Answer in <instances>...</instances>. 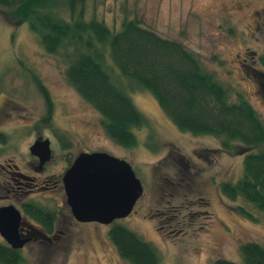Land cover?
Returning <instances> with one entry per match:
<instances>
[{"label":"rangeland","instance_id":"1","mask_svg":"<svg viewBox=\"0 0 264 264\" xmlns=\"http://www.w3.org/2000/svg\"><path fill=\"white\" fill-rule=\"evenodd\" d=\"M51 1L57 5L68 0ZM238 1L242 0H86L83 17L101 21L113 31L119 30L124 20L136 19L161 37L182 44L202 69L227 89L230 101L244 94L264 121V106L249 94L241 73L232 66L236 64L234 54L243 47H255L249 41V31L245 32L248 19L244 13L248 6L259 9L264 1L250 0L249 4L246 0L241 11L235 10ZM56 11L68 18L64 10ZM12 12L0 9V106L4 102L0 116L8 114V119L0 122L6 135V141L0 142V163L7 161L33 174L30 153L41 150L35 147L32 152L38 140L31 141L35 136L49 135L56 138L59 147L42 175H59L80 151H103L130 163L144 187L132 213L110 224L75 221L63 189L53 197L40 194L39 205L59 214L60 236L53 242H31L18 249L23 259L20 264H119L108 237L113 223L151 242L160 264H212L216 258L241 262L243 242L264 244V213L242 197L231 200L219 190L220 183L234 182L242 175L246 147L234 143L231 151L218 150L219 138L179 129L153 94L128 86L109 66L149 123L134 130L138 139L135 146L117 145L105 133L102 116L65 79L62 57L47 54L28 24L14 19ZM256 36L262 41L264 31ZM181 163L194 173L180 182L181 189L172 196L161 190L162 194L158 185L176 182L179 169H183ZM172 206V212L167 211ZM239 207L258 219L246 218ZM166 213L180 222L174 225L172 218L164 220ZM0 241L4 242L1 237Z\"/></svg>","mask_w":264,"mask_h":264},{"label":"trees","instance_id":"2","mask_svg":"<svg viewBox=\"0 0 264 264\" xmlns=\"http://www.w3.org/2000/svg\"><path fill=\"white\" fill-rule=\"evenodd\" d=\"M85 1L54 5L51 0H0V9H13L14 19L28 24L47 54L62 57L65 79L102 116L105 133L117 145L135 146L134 130L149 123L109 66L128 86L153 94L179 129L215 136L226 151L234 143L246 147L242 175L234 182L220 183L219 190L231 200L242 197L264 213V121L253 106L242 94L230 101L227 89L182 44L161 37L136 19L124 20L117 31L101 21L85 20ZM58 8L68 18L58 14ZM24 211L41 221L48 232L52 230L56 211L41 206L25 207ZM239 211L246 218L258 219L244 207ZM172 215L166 213L163 219L172 218L175 224ZM108 237L119 264H160L153 244L126 226L113 223ZM239 252L241 262L216 258L212 264H264L262 243L248 240ZM22 261L20 250L0 241V264Z\"/></svg>","mask_w":264,"mask_h":264},{"label":"flooded vegetation","instance_id":"3","mask_svg":"<svg viewBox=\"0 0 264 264\" xmlns=\"http://www.w3.org/2000/svg\"><path fill=\"white\" fill-rule=\"evenodd\" d=\"M246 2H247L246 0H242L235 3L236 5H238L237 7H235V10L241 11L243 3L245 5ZM249 4H252L250 0H249ZM244 14L247 15L245 18L248 19L246 21L248 24L245 25L246 28L245 32L249 31L248 32L249 35L252 36V38H250L249 41L250 43H254L255 47L254 49L251 47H243L240 50V52L234 54L233 56L236 64L232 66L233 67L235 66V68H237L238 71L241 73L242 75L241 81L248 89L249 94H251L255 100L261 102L262 105L264 106V42H263L264 39L260 41L259 38L256 36L257 33L259 32L262 33L264 31V5L259 7V9L258 8L252 9L250 8V6H248L247 12ZM230 30L232 33L233 28L230 27ZM234 30L236 29L234 28ZM254 31H256V33ZM242 96L246 99L244 94ZM3 104L4 102H2V105L0 106V113L4 109ZM7 115L8 114L4 116H0V122L8 119ZM41 139L49 140V148L51 150L50 158L42 162V158L44 157L42 152H39L38 154H32L29 151V153L32 156L31 168L32 171L34 172L33 174L25 173L20 169H18L17 165L9 164L7 163V161L5 162V164L0 163V207L8 206V205L15 206V204L21 207V210H19L15 206L21 213V221L18 228L20 236L25 239H28L25 245L31 242H40V243H44L46 241L53 242L57 240V238L60 236L59 233L61 232L60 230L57 229L59 227L58 213L56 214L55 219L52 222V230L48 232L44 227L45 225L42 224L41 221L39 222L35 221L24 211L25 207L32 208V207L41 206L39 205V200H41L39 198L40 194L43 195L48 194L49 197H53L56 191L62 189L64 191L63 175L67 169H65V171H63L62 173H59V175L57 176L47 173L45 175L41 174V173H45L44 171L47 167V163L51 160L53 151L59 147V143L54 136L51 137L49 135H46L45 137L35 136L32 139L31 144H33L36 140H41ZM4 141H6V135H3L0 129V142L3 144ZM218 150L226 151L221 146L220 149ZM83 152H89V151L85 150ZM77 155H75V157ZM72 163L69 165V167L72 165ZM181 165L183 166V169L182 170L179 169L180 173L177 175L178 176L177 181L176 182L164 181V184L158 185L160 192L162 191L164 193L169 192V194L172 196L176 190L181 189L182 184L180 182L182 180L185 181L186 178H190L191 175L194 173V171H192L185 163H181ZM174 207L175 206H172V208L169 207L167 211L172 212V209ZM159 210L161 209H158L157 211ZM175 219H176V223L174 225L180 222L178 217H176ZM33 221L35 223H33ZM168 226H172V224L169 222ZM0 237L2 238L1 235ZM4 242L8 245V243L5 240Z\"/></svg>","mask_w":264,"mask_h":264},{"label":"water","instance_id":"4","mask_svg":"<svg viewBox=\"0 0 264 264\" xmlns=\"http://www.w3.org/2000/svg\"><path fill=\"white\" fill-rule=\"evenodd\" d=\"M35 147H40L42 162L46 161L49 140L36 141L32 152ZM63 187L76 221L101 224L128 216L144 192L130 163L103 151L79 153L63 175ZM20 221L21 213L14 205L0 207V235L17 250L28 241L20 236Z\"/></svg>","mask_w":264,"mask_h":264}]
</instances>
